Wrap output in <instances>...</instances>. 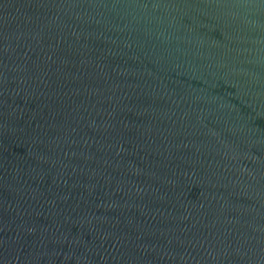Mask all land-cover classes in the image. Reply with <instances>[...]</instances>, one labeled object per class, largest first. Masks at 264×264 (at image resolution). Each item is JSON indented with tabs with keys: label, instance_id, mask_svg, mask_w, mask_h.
<instances>
[{
	"label": "water",
	"instance_id": "water-1",
	"mask_svg": "<svg viewBox=\"0 0 264 264\" xmlns=\"http://www.w3.org/2000/svg\"><path fill=\"white\" fill-rule=\"evenodd\" d=\"M0 264H264V0H0Z\"/></svg>",
	"mask_w": 264,
	"mask_h": 264
}]
</instances>
